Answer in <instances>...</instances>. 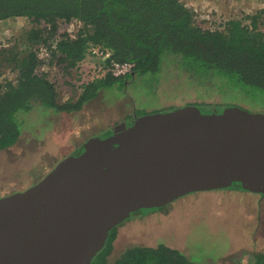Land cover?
Returning a JSON list of instances; mask_svg holds the SVG:
<instances>
[{"label": "trees", "instance_id": "16d2710c", "mask_svg": "<svg viewBox=\"0 0 264 264\" xmlns=\"http://www.w3.org/2000/svg\"><path fill=\"white\" fill-rule=\"evenodd\" d=\"M263 12L264 9L248 15L250 23L239 19L224 21L220 23L221 29L201 27L193 8L181 0H0V22L25 19L30 24L23 35V51L17 46L0 50V74L5 64L17 73L15 82L0 83V151L20 145L32 131L38 132L36 129L57 124L53 113L79 115L89 110L94 115L107 110V103L117 104L121 98L118 95L137 79L152 77L149 92L153 95L163 73L170 67L177 70V76L186 74V81L194 87L264 99V23L260 22ZM75 21L81 23V27L73 36L64 33L59 41L50 43L59 24L73 25ZM39 44L46 45L50 54L45 51L41 55L36 47ZM96 48L112 53L101 66L106 72L87 83L79 96L61 101L55 84L45 73H38V68L56 60L69 72L86 58H96L92 52ZM113 61L133 63L132 72L114 75L108 70ZM214 79L217 85L211 83ZM105 88L114 90L117 96L106 100ZM100 93L103 98L97 99ZM92 103L96 104L93 109ZM182 105H195L214 112L234 104L233 101L215 103L196 99ZM33 114L36 117L32 121ZM41 122L45 123L40 126ZM113 131L112 126H107L96 133L106 137ZM82 149L83 143L71 153L78 154ZM217 191L225 193L227 190L211 192ZM169 204L149 213L136 214L115 227L91 264H203L194 261L188 252L165 243L155 247L134 245L111 256L121 226L137 218L165 213L173 208ZM263 249L242 246L237 252L222 255L221 261L249 264L242 262L247 254L251 264H264Z\"/></svg>", "mask_w": 264, "mask_h": 264}, {"label": "water", "instance_id": "95a60500", "mask_svg": "<svg viewBox=\"0 0 264 264\" xmlns=\"http://www.w3.org/2000/svg\"><path fill=\"white\" fill-rule=\"evenodd\" d=\"M217 189L264 196V113L184 105L138 116L0 196V264H91L132 216Z\"/></svg>", "mask_w": 264, "mask_h": 264}, {"label": "rangeland", "instance_id": "374dc122", "mask_svg": "<svg viewBox=\"0 0 264 264\" xmlns=\"http://www.w3.org/2000/svg\"><path fill=\"white\" fill-rule=\"evenodd\" d=\"M181 1L193 8L196 22L204 28L222 29L220 23L231 19L250 23L247 16L264 9V0ZM260 22L264 23V15L260 17ZM79 27L81 23L77 21L73 25L59 24L50 43L59 41L64 33L73 36ZM28 29L30 24L25 19L0 22V50L17 46L18 50L23 51L25 46L22 39ZM18 40L20 41L16 44ZM54 45L52 46L55 47ZM36 47L40 54L45 53L46 45L39 44ZM46 51L49 54L51 52L49 48ZM103 61L88 57L68 72L63 64L54 60L40 66L38 73L47 75L58 89L59 99L64 101L79 96L87 83L106 72L101 67ZM2 69L0 83L7 80L15 82L17 73L10 70L8 64ZM186 78V74L177 76V70L170 67L163 73L153 95L149 92L152 77H145L129 83L123 94L118 95L121 97L118 103H107L105 111L94 115L89 110L82 111L84 114L79 115L73 112L53 113L52 118L56 119L57 124L49 123L50 126L46 129H36L38 132L32 131L20 145L0 151V196L24 190L37 183L64 157L73 155L71 152L76 146L93 137L103 127L112 126L114 130L119 124L131 125L136 117L155 113L163 108L170 110L174 106H184L182 104L199 99L215 103L233 101L234 105L230 106L264 113V99L255 96L245 98L241 93L222 94L215 88L206 90L201 86L194 87ZM211 83L217 85L218 81L214 79ZM103 94L106 100L117 96L114 90L108 88L103 90ZM100 98H103L102 93L97 99ZM91 105L93 109L96 104ZM35 117L33 114L32 121ZM43 123L45 122H41L40 126ZM97 134L94 137H101ZM189 195L171 202L173 208L165 213L137 218L121 226L111 256L114 257L134 245L155 247L165 243L188 252L194 261L203 264H229L221 261L222 255L237 252V248L242 246L252 250L264 248V198L260 195L233 190ZM249 257L246 254L242 262L251 264Z\"/></svg>", "mask_w": 264, "mask_h": 264}, {"label": "built area", "instance_id": "2783aa9c", "mask_svg": "<svg viewBox=\"0 0 264 264\" xmlns=\"http://www.w3.org/2000/svg\"><path fill=\"white\" fill-rule=\"evenodd\" d=\"M48 50V48L46 47L45 51ZM93 54H95V57L98 59H102L104 61H106L107 59H109L112 55L111 51L105 49H100V48H96L92 50ZM134 64L130 63V62H125V63H120V62H116L113 61L110 65L108 70L113 73L116 76H120V75H126L128 73H131L133 70Z\"/></svg>", "mask_w": 264, "mask_h": 264}]
</instances>
